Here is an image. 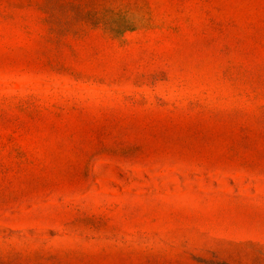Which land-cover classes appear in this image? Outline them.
<instances>
[{
	"label": "rangeland",
	"instance_id": "rangeland-1",
	"mask_svg": "<svg viewBox=\"0 0 264 264\" xmlns=\"http://www.w3.org/2000/svg\"><path fill=\"white\" fill-rule=\"evenodd\" d=\"M0 264H264V0H0Z\"/></svg>",
	"mask_w": 264,
	"mask_h": 264
}]
</instances>
